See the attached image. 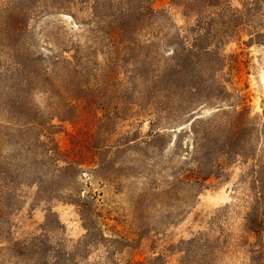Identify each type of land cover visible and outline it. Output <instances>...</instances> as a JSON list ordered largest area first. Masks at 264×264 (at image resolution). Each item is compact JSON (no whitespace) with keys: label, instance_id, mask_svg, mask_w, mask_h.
<instances>
[{"label":"rangeland","instance_id":"1","mask_svg":"<svg viewBox=\"0 0 264 264\" xmlns=\"http://www.w3.org/2000/svg\"><path fill=\"white\" fill-rule=\"evenodd\" d=\"M189 1L144 0L154 14L113 61L103 34L130 3L0 0V264H264V42L222 40L227 69L215 79L225 103L246 98L254 151L195 182L189 122L214 108L200 101L186 118L176 106L186 97L153 77L211 14L240 3ZM23 112L39 125L23 127ZM157 131L165 138L149 143Z\"/></svg>","mask_w":264,"mask_h":264},{"label":"trees","instance_id":"2","mask_svg":"<svg viewBox=\"0 0 264 264\" xmlns=\"http://www.w3.org/2000/svg\"><path fill=\"white\" fill-rule=\"evenodd\" d=\"M124 2L130 3L129 7L119 12V16L112 21V30H107L103 34L105 50L113 56V61L124 57L127 54L126 51L132 50L135 46L132 28L142 23L146 16L154 14L151 9L144 7V0H121L122 4ZM239 3L240 8L230 10L225 17L222 14L214 13V16L211 14L203 30L194 32L192 43L175 51L171 60L174 64L162 71V74L157 73L153 77V82L164 86L168 93L175 92L179 97H186L176 105L186 118L194 115L198 106L196 104L200 101L209 103L214 108L215 112L212 116L192 118L189 122L188 134L191 145L188 148L191 151L190 167L193 169L192 174L196 176L195 182H205L215 177L216 173L230 161L237 158L246 159L250 152L254 151L256 127L253 123L251 124V112L246 105V98L238 96L234 103H225L231 96L224 93L226 88H220L215 81L216 74L227 69L226 58L219 52L222 40H229L232 34L239 37L244 34L248 38L245 43H242L245 47L262 45L264 42V27L259 25L264 18V0H239ZM219 4V1L213 0H190L187 6L188 8L206 6V8L215 9ZM5 36L4 33L1 35L0 44ZM118 45L125 47V53L120 51ZM15 56L19 60L17 68H26L22 58L27 57L17 52ZM233 59L234 66L237 64V58ZM201 71L204 75L205 71L211 73L209 75L211 78L203 79L202 75H198L202 73ZM197 75L200 77H195ZM106 82L107 79H101L99 87L106 85ZM81 103L83 101L80 99L70 101L67 107L74 111L76 104ZM20 118L25 128L33 129L39 125L36 115L32 113L23 112ZM70 118H73L72 115ZM61 120L66 122V119ZM165 136L157 131L151 134L149 143L163 141ZM251 155L254 157L255 153ZM79 166L74 162H64L61 169L65 171ZM261 195L259 193L257 201L261 200ZM248 222H250L248 230L253 232L256 227L250 220Z\"/></svg>","mask_w":264,"mask_h":264}]
</instances>
